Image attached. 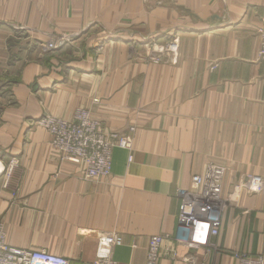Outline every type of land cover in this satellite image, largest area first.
Returning <instances> with one entry per match:
<instances>
[{
    "label": "crops",
    "instance_id": "crops-1",
    "mask_svg": "<svg viewBox=\"0 0 264 264\" xmlns=\"http://www.w3.org/2000/svg\"><path fill=\"white\" fill-rule=\"evenodd\" d=\"M264 0H0V224L9 246L71 264L107 253L146 264H238L264 256ZM64 40L53 51L48 42ZM178 51L153 60L158 46ZM157 48V50H155ZM85 109L106 131L128 134L107 177L63 161L37 122ZM132 156V161L129 157ZM14 161V164H13ZM210 165L224 170L226 208L208 246L174 245L179 194Z\"/></svg>",
    "mask_w": 264,
    "mask_h": 264
},
{
    "label": "built area",
    "instance_id": "built-area-1",
    "mask_svg": "<svg viewBox=\"0 0 264 264\" xmlns=\"http://www.w3.org/2000/svg\"><path fill=\"white\" fill-rule=\"evenodd\" d=\"M48 43L50 48H62L66 41ZM177 41H171L168 48L174 52ZM264 61V30L260 34V53ZM153 60H159L154 58ZM37 124L51 133L52 145L62 155L63 161L85 167V177H107L112 169V152L115 148L130 150L134 128L128 134L106 131L99 121L93 119L89 111L79 110L74 120L66 121L50 116L41 118ZM132 161V156L129 157ZM14 164V161H13ZM224 170L210 165L202 174L192 177L191 189L179 194L181 200L178 212V229L170 240L174 245H184L189 249H198L210 244L212 237H217L222 225V214L226 200L222 196ZM250 193L264 190V178L250 177L246 183ZM168 241L161 236H153L149 241L146 264H160L162 246ZM100 246L106 247L107 253L84 264H118L112 256V249L122 245V238L117 234H102ZM238 264H264V256H249L235 253ZM193 264L192 259L185 260ZM0 264H71L69 260L48 253L44 250L17 249L9 246L3 226L0 224Z\"/></svg>",
    "mask_w": 264,
    "mask_h": 264
},
{
    "label": "rangeland",
    "instance_id": "rangeland-1",
    "mask_svg": "<svg viewBox=\"0 0 264 264\" xmlns=\"http://www.w3.org/2000/svg\"><path fill=\"white\" fill-rule=\"evenodd\" d=\"M264 30V28L263 29H260V31H259V33H258V36H259V53H260V34H261V32ZM50 42H53V44L54 45H57L59 42L57 41V40H55V39H53V41L52 40H50L48 43H50ZM170 45V41L168 42V43H166V44H163L162 46H158V51H155L154 52V56H151V58L152 59H154V58H158V59H163V57H164V54H171V55H173L174 54V52H176V51H178V47L176 48V50L174 51V52H172L169 48H168V46ZM50 48V47H49ZM51 50H53V51H60V50H58V49H60V48H50ZM155 50H157V48H155ZM259 57H260V55H259ZM260 60L262 61V62H264L262 59H261V57H260ZM263 78H264V73H263Z\"/></svg>",
    "mask_w": 264,
    "mask_h": 264
}]
</instances>
